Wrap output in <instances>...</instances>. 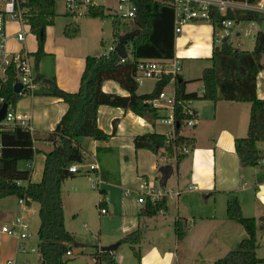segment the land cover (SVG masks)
<instances>
[{"label": "crops", "instance_id": "crops-1", "mask_svg": "<svg viewBox=\"0 0 264 264\" xmlns=\"http://www.w3.org/2000/svg\"><path fill=\"white\" fill-rule=\"evenodd\" d=\"M116 1L95 0V3L104 9L105 17L115 20L118 19L113 15ZM92 19L99 23L105 21ZM120 20H125L126 24L123 30L119 28L120 34H123L131 23L129 19ZM71 22L75 23L77 34L69 38L64 34V27ZM15 29L17 26L12 23L9 30L12 32ZM109 31L112 35L110 45L116 44L112 28ZM80 33V23L71 20L64 23L59 36L46 35L43 49L44 53L51 55L50 64L44 58H40L38 64V73L44 79L54 80L60 89L68 92L78 90L85 56L107 53L104 50L90 53L84 46L76 47L74 42ZM215 36L216 29L207 21H188L182 25L180 32L174 33V58L180 62L179 76L185 81L186 93L202 94L203 86L199 78L204 66L211 64ZM9 45L12 48L24 47L32 55L37 50V40L30 28L26 30L23 40L12 38ZM125 47L127 57H131V48ZM201 64L207 65L201 68ZM150 80L152 83L146 89L139 86L143 81L139 83L136 93L152 92L157 80ZM101 88L104 92L128 95L114 80H104ZM48 89V84L42 82L34 94L21 95L15 104V109L25 114L33 127L35 153L31 161V182L41 180L45 154L53 148V143L45 140L44 136L55 128L67 109V104L61 98L48 95ZM165 89H168V85ZM256 95L264 99V69L256 77ZM191 105L196 110L197 123L192 128L181 129V135L191 141V150L179 160L169 159L167 162L160 161L157 153L149 149L135 148L133 138L151 132L164 134L169 130L168 126L158 131L157 126H163L159 120L152 123L122 107L105 104L98 107L97 125L110 136L104 140L90 137L77 140L84 158L79 163V169L87 176L89 188L97 192L93 195L90 191L82 190L77 180H71L77 177L76 173L62 182L64 186L68 180L71 181L65 201L63 189L61 193L63 211H72L73 215H80L87 203L97 207L96 215H91L89 222H82L84 230L90 234L94 230L90 237L96 243L86 238L78 241L74 236L76 232L67 225L64 215L65 228L76 244L69 248L71 254L66 256L70 260L66 264H101L102 252L105 251L113 256L117 264H124L119 250L128 243L119 240L137 229L142 232L140 241L128 244L139 254V261L136 258V262H132L134 264H213L246 236L242 225L227 217L226 204L231 194L237 196L242 215L256 220V256L260 260L257 264H264V142H256L261 156L257 166H241L234 148L235 140L247 134L250 103L224 100L213 103L196 99ZM21 163V168L26 166V163ZM90 164L96 168L89 169ZM163 165L167 166L166 176L160 171ZM94 177L99 180L95 186L92 182ZM145 183L164 190L166 211L152 216L145 214V201H138L144 193ZM87 196L90 198L88 202ZM35 203L38 216L37 202L21 204L15 196L0 198V228L21 215L29 229L28 222L35 213ZM100 205L106 212H100ZM177 222H183L186 227L181 240L177 237ZM38 226L39 218L37 229ZM26 240L20 243L0 230V264H5L6 259L11 257L20 259L22 252L18 249L19 243L27 249L31 248ZM89 243L95 246V250L86 255L83 250L91 246ZM75 248L79 249V254L71 259ZM37 257L38 264H41L39 252Z\"/></svg>", "mask_w": 264, "mask_h": 264}, {"label": "trees", "instance_id": "trees-1", "mask_svg": "<svg viewBox=\"0 0 264 264\" xmlns=\"http://www.w3.org/2000/svg\"><path fill=\"white\" fill-rule=\"evenodd\" d=\"M241 1L255 3L257 0ZM133 2L136 11L129 19L130 28L125 29V32L138 30L137 35L126 41V46L131 48V57L126 56L121 61L115 50L107 54L87 55L77 91L62 90L54 80L52 87L48 89V95L61 98L67 104V109L55 128L44 136L45 140L53 143V148L45 154L40 181L31 182V170L26 166H19L20 162L27 164L33 159L35 148L32 133L20 126L0 128V198L15 196L18 199L25 198L27 202L38 203L37 249L43 264H66L70 260L66 256L67 250L76 245L72 234L65 228L61 186L65 179L76 175L68 170L69 165L83 162V153L77 145V140L81 137L104 140L110 136L97 125L98 107L105 104L130 109L152 123L159 118L156 109L145 101L156 96L169 83L170 76L163 75L157 80L149 94L136 93L138 83L134 76L139 59L174 57V7L170 0ZM24 7V18L37 40V50L32 56L35 80L37 85H40L44 77L38 73V64L44 54L46 26L51 25L54 20L56 1L25 0ZM211 15L215 29L222 17L217 11H212ZM89 16L103 18L104 9L96 5ZM226 17L236 20H263L259 14L248 10L229 11ZM112 33L116 43L120 35L119 19L113 20ZM64 34L69 38L76 36L77 27L74 22L64 27ZM210 61V66L203 68L199 78L203 86L201 95L195 92L186 93L185 81L180 76L175 80V121L178 124L176 129L180 128L179 124L184 116L182 107L186 100L202 99L213 103L221 100L249 102L247 134L235 140L234 148L241 166H257L261 156L256 142H264V99L256 95V77L259 71L264 69V31L255 34L252 50L235 49L227 39L222 40L220 44L214 41ZM108 79L116 81L128 95L104 92L101 84ZM3 93L6 95L5 102L13 106L21 96L12 87V80L8 82ZM165 142V135L157 132L144 133L133 138L135 148L149 149L154 153H159ZM175 143L191 145V141L182 135L175 139ZM163 152L171 156L173 149L168 145ZM183 156L178 155L177 160ZM24 181L25 185L22 184ZM166 210L167 199L164 196L155 201L146 198V215L152 216ZM226 214L229 219L242 225L246 236L234 249L213 264H257L260 260L256 256V220L242 215L239 200L234 194L227 200ZM175 226L178 240H181L186 227L183 222H177ZM141 237L142 232L137 229L119 241L133 245L137 244ZM102 253L101 259H106L110 264H117L107 251ZM134 253L139 261L138 252L134 250Z\"/></svg>", "mask_w": 264, "mask_h": 264}, {"label": "built area", "instance_id": "built-area-1", "mask_svg": "<svg viewBox=\"0 0 264 264\" xmlns=\"http://www.w3.org/2000/svg\"><path fill=\"white\" fill-rule=\"evenodd\" d=\"M56 1V0H55ZM63 3L64 13L72 18L89 16L91 10L96 6L95 0H61ZM174 7V33L180 32L182 25L188 21H207L212 23V11H217L222 17L219 24L215 27L216 36L215 43L220 44L222 40L227 41L234 47L232 35L240 36L241 31L245 36L255 37L258 31H264V0H257L255 3H248L241 0H170ZM25 0H3L0 7V107L6 103L4 116L0 120V128H12L20 126L28 130L30 133L33 127L30 124L28 117L17 111L15 106L5 102L6 95L3 93L6 85L12 80V87L20 84V89L16 91L20 95L35 93L38 85L35 80L36 72L34 70V58L32 54L24 47H10L9 41L15 38L16 41L24 39L25 32L29 27V23L24 18ZM251 11L259 14L263 20H236L226 17L229 11ZM136 7L133 0H117L113 15L118 19H130L134 16ZM241 22H247V27L236 29V26ZM16 24L17 29L10 31L11 24ZM238 46L241 44L237 43ZM115 50V44L108 47L107 53ZM104 53V54H107ZM123 61V58H121ZM181 72V65L178 59H159V58H142L139 59L136 65L135 80L139 84L144 79L159 80L163 75H169L170 80L167 85L172 84L171 90L167 91L163 87L156 96L147 99L145 102L153 106L159 114L160 122L166 124L169 130L164 133L166 137L165 146L170 145L173 149L171 156L163 152L165 146L161 148L158 159L162 162H167L169 159L177 160L178 155H187L190 150V144L177 145L175 139L181 135L182 128H192L197 123V113L192 107L190 100L184 101L182 107L183 118L179 124L180 128L176 129L175 121V105L176 95L174 83ZM1 149V143H0ZM163 152V153H160ZM26 167L31 170V162L26 164ZM89 169H95L94 164L88 165ZM70 172L79 173V163L69 165ZM88 175V174H87ZM89 176V175H88ZM89 178V177H88ZM93 186L99 182L97 177L92 179ZM164 195V190L159 187H154L149 184H144V193L138 198L139 202H144L146 198L151 201L158 200ZM21 204L26 202L25 198L18 199ZM100 207V212H106V209ZM0 230L20 241L31 237V232L28 229L26 222L21 215L15 216L10 223L1 226ZM18 245L21 252H33L34 247L25 248L22 244ZM71 251L67 250L66 255H70ZM28 258L19 261L16 257L6 259L5 264H28Z\"/></svg>", "mask_w": 264, "mask_h": 264}, {"label": "rangeland", "instance_id": "rangeland-1", "mask_svg": "<svg viewBox=\"0 0 264 264\" xmlns=\"http://www.w3.org/2000/svg\"><path fill=\"white\" fill-rule=\"evenodd\" d=\"M3 3V0H0V7ZM64 8H63V3L61 0H56V9H55V16H54V20L53 23L51 25L46 26L45 29V38H44V43L46 41V35L48 36H59V32L62 31L63 29V25L65 22L68 21H73L76 20L77 22L80 23L81 25V33L79 35V37L75 40L74 44L76 47L78 48H84L87 50H90V53H94L96 51H98V53H101L103 50L107 51L108 46L111 43L112 40V35L110 34L112 25H113V20H111V17H105V18H100L103 19L105 21H103L102 23H99L98 21L92 19L94 17H89V16H84V17H78V18H72L71 16L66 15L64 12ZM114 11V9H113ZM63 12V13H61ZM117 20V19H116ZM247 22H241L240 25L236 26V29L240 30L243 29L244 27H247ZM48 27V28H47ZM124 27L126 28V24H125V20H120L119 21V28L121 30L124 29ZM102 28V29H101ZM101 36L103 37V42H101ZM232 39H233V44L234 47H236L237 49H241V50H252L254 47V38L252 36H245L243 34V30L241 31V35L240 36H235L232 35ZM237 43L241 44V46H238ZM84 46V47H83ZM47 56V57H46ZM50 54H46L44 53L41 58H44L45 60H47L48 64H50ZM46 57V58H45ZM207 64H201V68ZM206 67V66H204ZM152 83V80H150V78L143 80V82L141 83L140 88L141 89H146L148 88V86ZM172 87V84L168 85V90H170V88ZM160 122V121H159ZM163 126H157L158 131L159 130H164L166 129L167 126L164 123H161ZM23 163V162H22ZM21 163V165H22ZM86 174V173H85ZM87 176L83 175V173H81V171L79 173H77V177L73 178L71 180L78 182L79 187L82 190H87L90 191V194H93L95 192H97V190H92L89 188V181H87L86 179ZM67 185L65 184L63 186H61V188L64 190L63 194H64V201L67 199L66 196V190H70L69 187V183L71 182L70 180L67 181ZM89 196H87L86 201H89ZM68 201V200H67ZM69 204H71V200L69 202ZM35 207V213L31 215V220H29L28 224H29V231L31 232V237H29L26 241L27 244L29 245V247H34L35 250L33 252H22L20 259H18L19 261H22L24 258H28L30 261V264H38V249H37V242H38V238H37V225H38V216H37V212H36V208H37V204H34ZM66 208H68V204L66 202ZM100 209V208H98ZM66 221H67V225H69V227H72V229L76 232L75 238L78 241H83V239H87L88 241H91L92 243L94 242V240L90 237L93 236L94 230H91L92 234L89 233V231L84 230L83 226H82V222H89L88 218H90L91 215H96L97 213V207L92 203L90 205V203H87L86 206L84 207L83 211L80 213V215L77 214H71L72 211L69 210H65L63 211ZM80 218V220H79ZM93 225V224H92ZM96 243V240L95 242ZM89 245H91L89 243ZM123 247L120 248L119 253H122L123 256V261H125L124 264H134L136 262V255L134 253V251L131 249V247L128 244H123ZM95 250V246L91 245L89 246L87 249L83 250V252L86 255H89V253L94 252ZM75 251L73 256H70L71 259L72 257H76L79 253V249L75 248ZM78 251V252H77ZM88 251V252H86ZM26 256V257H25ZM102 262L101 264H110L106 259H101ZM134 262V263H132Z\"/></svg>", "mask_w": 264, "mask_h": 264}, {"label": "water", "instance_id": "water-1", "mask_svg": "<svg viewBox=\"0 0 264 264\" xmlns=\"http://www.w3.org/2000/svg\"><path fill=\"white\" fill-rule=\"evenodd\" d=\"M137 34H138V30H130V31L125 32L123 34H120L118 36L117 41H116V44H115V51L117 52V54L121 58H125L127 56L126 47H125L126 41L127 40H131ZM43 82L47 83L48 86H49V88H51L52 85H53L52 80H50L48 78H45L43 80ZM19 89H20V84H16L14 86V90L15 91H18ZM5 110H6V103L2 104V106L0 107V120L4 116ZM176 126H178V124H176ZM160 171H162L165 174V176H166V174H167V166L166 165H163L160 168ZM106 249L108 250L109 248L107 247ZM41 264H43V262H41Z\"/></svg>", "mask_w": 264, "mask_h": 264}]
</instances>
